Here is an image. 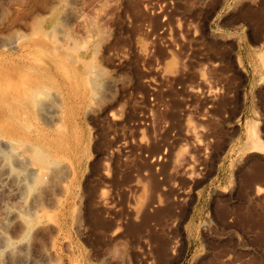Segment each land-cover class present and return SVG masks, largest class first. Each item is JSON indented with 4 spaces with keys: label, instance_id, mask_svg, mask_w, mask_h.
I'll list each match as a JSON object with an SVG mask.
<instances>
[{
    "label": "rangeland",
    "instance_id": "1",
    "mask_svg": "<svg viewBox=\"0 0 264 264\" xmlns=\"http://www.w3.org/2000/svg\"><path fill=\"white\" fill-rule=\"evenodd\" d=\"M0 248L264 264V0H0Z\"/></svg>",
    "mask_w": 264,
    "mask_h": 264
},
{
    "label": "bare ground",
    "instance_id": "2",
    "mask_svg": "<svg viewBox=\"0 0 264 264\" xmlns=\"http://www.w3.org/2000/svg\"><path fill=\"white\" fill-rule=\"evenodd\" d=\"M253 133H254V132H253ZM14 213H15V212H14ZM14 213H13V215H16V214H14ZM14 217H15V216H14ZM4 245H5V244H4ZM7 247H8V246H7ZM13 247H14V246H13ZM8 248H9V247H8ZM16 248H17V247H16ZM6 249H7V248H6ZM11 249H12V248H10V250L8 249V251H5V252L7 253V256L9 257V258H6V257H5V258L8 259V260L11 259V256H12V254L14 253V252L12 251L13 249H12V250H11ZM5 252H4V253H5ZM2 253H3V252H2V249L0 248V264H3L2 260H1V258L3 257V256H2ZM6 253H5V254H6ZM14 254L17 255L16 253H14ZM1 256H2V257H1ZM4 256H6V255H4ZM12 258H13V257H12ZM14 260H15V259H14Z\"/></svg>",
    "mask_w": 264,
    "mask_h": 264
}]
</instances>
